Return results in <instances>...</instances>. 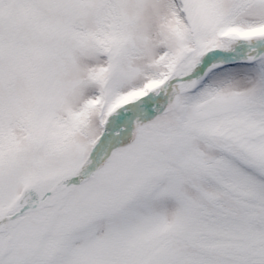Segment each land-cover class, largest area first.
<instances>
[{
	"label": "snow or ice",
	"instance_id": "obj_1",
	"mask_svg": "<svg viewBox=\"0 0 264 264\" xmlns=\"http://www.w3.org/2000/svg\"><path fill=\"white\" fill-rule=\"evenodd\" d=\"M0 264H264V0H0Z\"/></svg>",
	"mask_w": 264,
	"mask_h": 264
}]
</instances>
